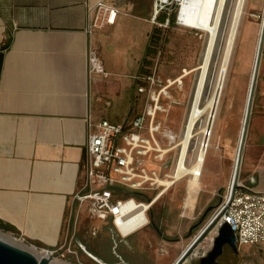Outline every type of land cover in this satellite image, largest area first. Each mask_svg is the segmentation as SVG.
Masks as SVG:
<instances>
[{
  "label": "crops",
  "instance_id": "0c3cea01",
  "mask_svg": "<svg viewBox=\"0 0 264 264\" xmlns=\"http://www.w3.org/2000/svg\"><path fill=\"white\" fill-rule=\"evenodd\" d=\"M97 1L0 0V221L14 229L7 231L45 249L62 239L92 128L89 122L107 118L115 106L127 107L121 119L142 106L143 95L135 90L128 94V88L134 87L133 75L139 72L153 26L150 9L139 15L131 11V2L104 0L118 10L114 22L87 33ZM122 15L134 25L133 33L135 25L144 27L146 40L140 46L129 37L122 48L111 44V52L124 56L118 64L106 61L103 54L110 43L106 31L119 29ZM134 44L142 54L128 72L126 60L135 59ZM90 47H98L108 77L89 71ZM239 178L250 188L264 190V38ZM162 218L155 213L153 222L141 228L143 234L155 235V222L160 225ZM192 236L176 241L177 251L169 261ZM155 239L158 244L157 234Z\"/></svg>",
  "mask_w": 264,
  "mask_h": 264
},
{
  "label": "built area",
  "instance_id": "2783aa9c",
  "mask_svg": "<svg viewBox=\"0 0 264 264\" xmlns=\"http://www.w3.org/2000/svg\"><path fill=\"white\" fill-rule=\"evenodd\" d=\"M180 3L181 0H152L149 20L168 26L169 12L174 9L175 21L179 23ZM117 12L115 6L104 0L97 1L85 31L91 33L95 28L113 23ZM159 13L166 14L163 21L158 19ZM159 54L158 49L147 70L133 75L134 90L143 95L139 109L119 121L103 117L89 122L92 128L80 161L81 171L69 206L66 233L55 247L46 249L47 253H77L72 237L74 221L80 212L104 219L115 234L127 237L152 223L157 207L166 206V195L183 180V154L182 166L178 168L181 129L175 131L168 127L164 118L172 89L183 84L184 68L175 76L162 75L158 68ZM87 65L90 72L102 77L110 75L98 47L89 48ZM179 215L183 217V199ZM214 217L217 219L213 233L201 240L190 257L206 252L223 221L233 230L238 251L244 246L264 245V190H255L238 180L233 186L231 181L220 194L209 219Z\"/></svg>",
  "mask_w": 264,
  "mask_h": 264
},
{
  "label": "rangeland",
  "instance_id": "374dc122",
  "mask_svg": "<svg viewBox=\"0 0 264 264\" xmlns=\"http://www.w3.org/2000/svg\"><path fill=\"white\" fill-rule=\"evenodd\" d=\"M124 1L131 2V11L135 14L142 15L144 8L145 10L148 9L147 11L150 9L148 14L149 18L152 10V0ZM257 1L258 3L259 1L261 2L260 6L254 8L253 4L255 5ZM118 2H123V0H118ZM263 14L264 0H249L233 50L232 62L213 130L211 142L215 145V149H211L206 156L205 165L207 170H205L202 175V181L205 185L198 193L194 209L191 212L185 213L187 215H183V218L177 216V211L179 210V205L182 199H184L186 193L188 176H184L183 180L177 182V184L172 187L165 197L166 206H169L168 211L161 219L166 233L171 234L173 232L175 235L181 237L186 233L189 225L196 222L201 215H203L201 223L194 231L197 232V230L209 220L212 209L219 201L220 194L231 182V172L239 140L238 135L243 120L249 81L253 61L256 55ZM128 19L129 18L124 17L123 15L120 16L119 23L122 22V26L112 32L106 31V34L108 33L106 39L110 40V43H108L103 54L106 61L111 60L118 64L123 62L122 58L124 56L121 57L122 55L120 53L116 55L117 53L111 52V50L113 51L114 47L122 48L121 44L125 43L128 37L131 41L134 39V43L138 42V46L144 45L146 40L144 27L142 26L139 28L138 25H135L136 30L133 33L132 28H134V25L130 27ZM142 25H144V22H142ZM152 25L155 24L152 23ZM166 33L167 41L164 44V51L162 57L159 59L158 68L162 75L175 76L181 72L182 68H190L198 61L203 46L205 32L198 28L184 26L175 21L174 24L168 25ZM111 44L116 45L113 46V48H110ZM138 46L134 44L132 48L135 59L126 60V68L128 69L125 70L128 72L134 71V68H136L138 63L136 58L138 54H142V50ZM193 78L194 74L189 73L183 77V84L180 88L172 89V98L168 102L169 108L167 115L164 118V123L175 131H179L182 127ZM127 79L130 80V78ZM128 91V94L131 91H134V87H129ZM126 108L127 107L117 108L115 106L112 108V112L116 114L110 113L105 116L110 120L119 121ZM190 156L191 153L189 154V157H187L188 160ZM238 183H242L240 178L238 179ZM218 189L220 190L218 191ZM209 205H211V208L203 214L204 210ZM158 225L159 222L157 221L156 226ZM73 230L74 235L72 237V245L77 253L65 252L62 255L55 251L50 256L49 262L52 264H99L83 251V246L94 253L99 254V252L102 251L104 253L103 257L109 261L115 259V256L110 252L111 242L108 237H110V233L114 232V230L109 222L98 217H91L84 212H80L74 221ZM142 230L143 229L138 230L137 232L128 235L126 238L133 250L123 244H120L117 248V251L126 260L134 264H160L167 261L176 253L177 248L174 246L177 240L173 243L174 245L170 248L169 253L155 255L154 260L144 262V253H141L139 248L140 246L145 245L143 247L144 252L151 251L152 253H155L154 246L157 242L155 235H158V233L155 231V235L154 232H152V234H143ZM210 232L208 235L212 234H210ZM0 233L16 242L24 244L26 246L25 248L29 249L34 254L46 253L45 248L38 247L32 241L25 239V237H21L2 228H0ZM65 233L66 229L64 228L62 239L64 238ZM150 239L151 245H148L147 242ZM196 257L197 256H191L187 258L184 263H188L189 260H194ZM219 259L226 264H264V245L244 246L240 251L234 252L231 247L224 244Z\"/></svg>",
  "mask_w": 264,
  "mask_h": 264
},
{
  "label": "bare ground",
  "instance_id": "6f19581e",
  "mask_svg": "<svg viewBox=\"0 0 264 264\" xmlns=\"http://www.w3.org/2000/svg\"><path fill=\"white\" fill-rule=\"evenodd\" d=\"M247 3L248 0H181L180 3L179 23L205 32L198 61L190 68H184L182 74V77L194 74L180 130L182 148L178 168L182 166L183 154V176H188L183 215L194 209L198 193L205 185L202 175L207 170L206 156L211 149H215L211 139ZM236 152L237 148L235 157ZM234 163L235 158L233 168ZM232 174L233 169L230 181ZM0 238L26 247L1 233Z\"/></svg>",
  "mask_w": 264,
  "mask_h": 264
},
{
  "label": "water",
  "instance_id": "95a60500",
  "mask_svg": "<svg viewBox=\"0 0 264 264\" xmlns=\"http://www.w3.org/2000/svg\"><path fill=\"white\" fill-rule=\"evenodd\" d=\"M263 38H264V14L261 22L260 34L257 43L256 55L253 64V69L251 72V77L249 81L248 93L244 108V115L238 140L237 152L235 157V163L233 168L232 174V184L235 186L239 170L241 164V156H242V149L245 142L246 131L248 120L250 116V110L252 105L253 93L256 83L257 71L259 66V60L262 53V46H263ZM220 189H218L219 191ZM211 208V205L207 206L204 210V213ZM203 215L194 223L189 225L188 230L185 234L186 237L190 236L191 230L194 226L201 222ZM217 217L209 219L202 227H200L197 232L191 237L187 245L178 255L176 260L173 264H178L180 261H185L187 258L190 257V254L194 248L198 246L201 240L210 232L212 231ZM179 240V238H177ZM227 244L234 252H237V246L235 244V236L233 230L231 229L228 222L223 221L221 222L217 229L216 233L213 234L210 242V246L206 250V252L200 255V260L198 264H212L218 263L216 257L222 252L223 245ZM52 253H43L40 255H36L31 252L29 249L9 242L5 239L0 238V264H52L49 262V258Z\"/></svg>",
  "mask_w": 264,
  "mask_h": 264
},
{
  "label": "flooded vegetation",
  "instance_id": "af4514ba",
  "mask_svg": "<svg viewBox=\"0 0 264 264\" xmlns=\"http://www.w3.org/2000/svg\"><path fill=\"white\" fill-rule=\"evenodd\" d=\"M180 205H181V203H180ZM168 208H169V206H158L157 210H156L157 217H160V218L163 217L164 214L166 213V211H168ZM178 209L179 210L177 211V216H180L179 215L180 208H178ZM200 223H198L196 226H194L192 228L191 233H190L191 236L194 233V231L198 228ZM155 224H157V223L155 222ZM155 229H156V232L158 233L157 236L159 238V243L157 244V242H156V244L154 246V248H155L154 252L155 253H152L151 251L144 252V257H143L144 262H149V261L154 260L155 255L157 256V255H163L165 253H169L172 242L176 241L177 238H179V240H180V239H183L186 237L185 236L186 233H184V235L181 237H179L175 234L169 236V234H167L165 232L162 223H160V225L156 226ZM108 238L110 239V242H111L110 243V252L115 256L114 260L109 261V260L105 259L103 257L104 253L102 251H100V252L98 251L99 252V254H98V253H94V252L88 250L85 246H83L82 249L84 252H86L89 255V257H91L94 261L98 262L99 264H134V263L126 260L117 251V248L119 247L120 244H123L124 246L129 247V249L133 250L130 243L127 242V239H126L127 237H120L117 234H115L114 232H112V233H110V237H108ZM147 244L151 245V239L147 242ZM81 246H82V244H81ZM162 247H164V248L162 249ZM223 247H224V245H223ZM222 251H223V248H222ZM221 253L216 257L218 263H212V264H226L222 260L219 259V256L221 255ZM175 260L176 259L169 261V259H168L164 263H160V264H173ZM199 260H200V256H197L196 259L189 260L188 263H184L186 260L185 261L182 260L178 264H198Z\"/></svg>",
  "mask_w": 264,
  "mask_h": 264
},
{
  "label": "trees",
  "instance_id": "16d2710c",
  "mask_svg": "<svg viewBox=\"0 0 264 264\" xmlns=\"http://www.w3.org/2000/svg\"><path fill=\"white\" fill-rule=\"evenodd\" d=\"M165 13H159L158 19L160 21H163L165 18ZM169 25L174 24L175 22V10L173 9L172 11L169 12ZM168 26H159L157 24L153 25L149 34H148V40L147 44L145 46V51H144V56L141 59V63L139 66V72L147 70L149 65L152 63L153 58L156 54V51L159 49L160 54L158 57V62L159 59L162 57L163 51H164V44L167 41V30ZM0 228L4 230H14L12 226L6 225L5 223H2L0 221Z\"/></svg>",
  "mask_w": 264,
  "mask_h": 264
}]
</instances>
